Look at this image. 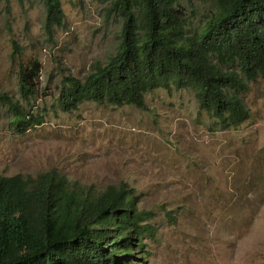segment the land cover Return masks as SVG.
<instances>
[{"label":"rangeland","instance_id":"obj_1","mask_svg":"<svg viewBox=\"0 0 264 264\" xmlns=\"http://www.w3.org/2000/svg\"><path fill=\"white\" fill-rule=\"evenodd\" d=\"M61 3L64 23L48 33L42 0H0V96L44 116L21 132L0 97V174L56 168L95 189L127 182L156 227L136 263L264 264V78L242 92L250 115L237 127L200 110L192 88L157 87L145 107L86 100L65 111L56 102L63 75L105 62L121 21L106 0ZM208 8L194 0L188 12L198 22ZM34 58L42 69L28 104L18 68Z\"/></svg>","mask_w":264,"mask_h":264},{"label":"trees","instance_id":"obj_2","mask_svg":"<svg viewBox=\"0 0 264 264\" xmlns=\"http://www.w3.org/2000/svg\"><path fill=\"white\" fill-rule=\"evenodd\" d=\"M120 18L119 41L105 62L83 77L64 74L56 102L65 111L86 100L145 107L157 87L192 88L222 128L239 126L250 110L242 92L264 78V0H202L208 10L196 22L194 0H106ZM44 27L65 20L61 0H42ZM16 52L19 45L14 41ZM42 64L20 63L19 94L36 99ZM21 132L44 120L8 94L0 96ZM152 210L138 208L127 182L103 189L56 168L0 174V264H144L145 237H155ZM146 258V256H145Z\"/></svg>","mask_w":264,"mask_h":264}]
</instances>
